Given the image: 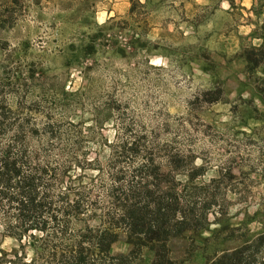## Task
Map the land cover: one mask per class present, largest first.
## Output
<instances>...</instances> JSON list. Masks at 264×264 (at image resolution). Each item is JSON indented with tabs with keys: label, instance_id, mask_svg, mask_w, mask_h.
I'll return each mask as SVG.
<instances>
[{
	"label": "rangeland",
	"instance_id": "rangeland-1",
	"mask_svg": "<svg viewBox=\"0 0 264 264\" xmlns=\"http://www.w3.org/2000/svg\"><path fill=\"white\" fill-rule=\"evenodd\" d=\"M263 2L0 0V172H17L0 264H149L120 219L152 201L186 220L169 264L245 247L264 264V66L242 61L264 43ZM28 223L42 233L7 236Z\"/></svg>",
	"mask_w": 264,
	"mask_h": 264
},
{
	"label": "trees",
	"instance_id": "trees-1",
	"mask_svg": "<svg viewBox=\"0 0 264 264\" xmlns=\"http://www.w3.org/2000/svg\"><path fill=\"white\" fill-rule=\"evenodd\" d=\"M89 49V47H88ZM242 61L245 67L253 70L259 66H264V43L261 42L256 48H249L242 52ZM264 77V69L261 71ZM17 172L12 168V165H3L0 172V186L5 185L6 177L16 176ZM29 183H23L18 189V192L24 195L25 204L18 206L19 214L24 215L27 211L26 208L31 209L32 191L29 190ZM171 201H152L146 211L147 207H137L130 210H125L122 213L120 222L123 226L125 244L129 245L131 249L143 246L146 250L151 252V260L149 264H169L167 244L170 239L177 238L188 229L184 226L185 219L182 217L175 222H170L169 218L174 214L172 210ZM25 220V219H24ZM23 223H21L22 225ZM203 224V223H202ZM205 226L202 225L200 230H204ZM42 227L28 223L27 227L22 228L17 234H8L17 244L20 238L26 236V233L36 232L42 233ZM114 235H98L92 241V248L96 253L105 255L109 245L115 242ZM247 247L234 249L232 251H220L212 253V261L209 264H250L249 259L251 256L247 254ZM251 253V252H250ZM251 255V254H250ZM76 264V263H74Z\"/></svg>",
	"mask_w": 264,
	"mask_h": 264
},
{
	"label": "crops",
	"instance_id": "crops-1",
	"mask_svg": "<svg viewBox=\"0 0 264 264\" xmlns=\"http://www.w3.org/2000/svg\"><path fill=\"white\" fill-rule=\"evenodd\" d=\"M236 3V2H238L239 3V7H242L243 8V4L242 3H246V5H247V7L245 8L244 7V10H248L247 8H250L249 10H248V13L250 12V11H252L251 10V8H253L254 7V0H232V3ZM259 7H260V10L262 11V13H261V19H262V27L264 28V2L263 3H260L259 4ZM256 26H258V24L256 25ZM250 29H251V27H249ZM238 29H240V27H238ZM249 31H247V33H248ZM251 42H256L257 43V46L260 44V42H261V40L260 39H258V38H255V37H252L251 38V40H250ZM256 46V47H257Z\"/></svg>",
	"mask_w": 264,
	"mask_h": 264
}]
</instances>
